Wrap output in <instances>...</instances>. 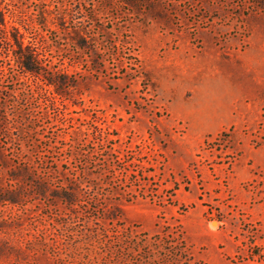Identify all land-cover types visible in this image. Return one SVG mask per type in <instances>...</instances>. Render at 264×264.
Instances as JSON below:
<instances>
[{"label":"rangeland","instance_id":"1","mask_svg":"<svg viewBox=\"0 0 264 264\" xmlns=\"http://www.w3.org/2000/svg\"><path fill=\"white\" fill-rule=\"evenodd\" d=\"M0 16V194L18 200L0 202V264H264V9L0 0Z\"/></svg>","mask_w":264,"mask_h":264},{"label":"trees","instance_id":"2","mask_svg":"<svg viewBox=\"0 0 264 264\" xmlns=\"http://www.w3.org/2000/svg\"><path fill=\"white\" fill-rule=\"evenodd\" d=\"M254 5L257 8L260 9H264V0H254ZM2 22L1 16H0V23ZM17 59V63L18 65L22 68V70L24 72L27 73H35V74H39L40 70L38 69V66L36 64V61L32 55V52L26 48V47H22L20 46V53L18 54V56L16 57ZM48 83L50 84H54L53 82H49L47 80ZM61 92H59L60 94ZM70 197L67 198V202H70ZM9 202V203H17L18 200H16L15 198H9L6 196H2L0 194V202ZM11 253V251H7L6 248L3 246V244L0 243V260H5L8 258L9 254Z\"/></svg>","mask_w":264,"mask_h":264},{"label":"bare ground","instance_id":"3","mask_svg":"<svg viewBox=\"0 0 264 264\" xmlns=\"http://www.w3.org/2000/svg\"><path fill=\"white\" fill-rule=\"evenodd\" d=\"M216 225V223H214V226Z\"/></svg>","mask_w":264,"mask_h":264}]
</instances>
